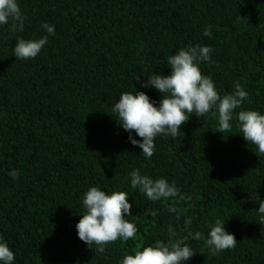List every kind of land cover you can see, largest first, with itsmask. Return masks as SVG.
<instances>
[{"label": "trees", "instance_id": "1", "mask_svg": "<svg viewBox=\"0 0 264 264\" xmlns=\"http://www.w3.org/2000/svg\"><path fill=\"white\" fill-rule=\"evenodd\" d=\"M18 4L24 30L0 25V237L15 253L13 264H121L137 249L167 243L169 227L174 240L189 232L204 237L186 241L196 254L184 264H264V224L256 211L264 201V156L240 135L235 119L223 134L215 131L217 115L193 114L181 135L158 136L145 159L129 136L141 138L112 116L124 92H145L158 106L163 94L142 84L153 72L170 75L167 58L196 45L213 49L200 69L221 96L236 82L249 94L236 112L264 114V0ZM44 23L55 26V35ZM44 36L36 58L14 56L19 38ZM134 169L167 179L184 198L149 200L131 186ZM91 187L128 193L133 216L126 219L137 227L135 238L110 242L103 252L79 239L82 197ZM217 219L237 244L212 255L205 239Z\"/></svg>", "mask_w": 264, "mask_h": 264}, {"label": "clouds", "instance_id": "2", "mask_svg": "<svg viewBox=\"0 0 264 264\" xmlns=\"http://www.w3.org/2000/svg\"><path fill=\"white\" fill-rule=\"evenodd\" d=\"M25 19L18 0H0V25L10 24L11 32H22ZM42 28L49 35H55L54 25L44 23ZM203 34L211 36L210 29H206ZM47 42V36L35 40L19 38L14 47V56L20 60L34 59ZM212 51L209 46L201 45L181 48L167 58L171 68L170 75H157L154 72L151 74L142 87L152 86L163 94L158 106L145 92L137 90L135 94L122 93L119 101L113 105L112 116L118 125L129 133L135 131L141 138L138 140L129 136L130 142L142 150L145 159L154 155L158 136L175 138L182 134V126L193 114L206 118L210 112L218 116L216 132H230L231 122L235 119L240 135L249 145L256 147L258 156H264V114L257 110L236 112L249 98V94L236 82L231 94L221 96L212 78L202 74L200 64L211 61ZM10 175L14 179L19 178L17 171H12ZM130 177L132 188H138L151 201L184 198L179 189L165 178L154 180L147 175H141L139 169L132 170ZM128 197V193L124 191H113L109 194L98 187L87 190L82 197L84 213L76 225L79 239L89 248L95 246L96 250L103 252L110 242L135 238L137 227L126 219V216H133ZM170 211L177 210L173 207ZM256 211L261 224H264V201L259 202ZM184 223L188 226L191 221L185 220ZM224 225L219 219L209 225L210 231L205 245L212 255L236 247L234 234L228 233ZM168 232L170 238L167 243L158 240L154 246L137 249L134 255H125L121 264H184V261L196 254V250L186 242L189 237L194 240L204 238L200 232H189L183 239L174 240L172 237L176 236L175 230L169 227ZM14 260L15 253L0 237V264H13Z\"/></svg>", "mask_w": 264, "mask_h": 264}]
</instances>
